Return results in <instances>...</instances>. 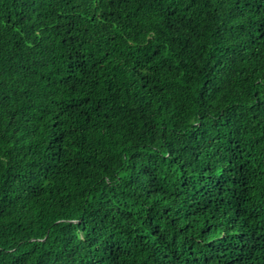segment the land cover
Returning <instances> with one entry per match:
<instances>
[{"label":"trees","instance_id":"16d2710c","mask_svg":"<svg viewBox=\"0 0 264 264\" xmlns=\"http://www.w3.org/2000/svg\"><path fill=\"white\" fill-rule=\"evenodd\" d=\"M0 264H264V0H0Z\"/></svg>","mask_w":264,"mask_h":264}]
</instances>
